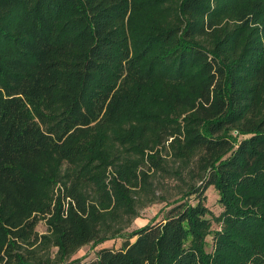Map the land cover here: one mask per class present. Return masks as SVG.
<instances>
[{
  "label": "trees",
  "instance_id": "trees-1",
  "mask_svg": "<svg viewBox=\"0 0 264 264\" xmlns=\"http://www.w3.org/2000/svg\"><path fill=\"white\" fill-rule=\"evenodd\" d=\"M0 264H264V0H0Z\"/></svg>",
  "mask_w": 264,
  "mask_h": 264
},
{
  "label": "rangeland",
  "instance_id": "rangeland-1",
  "mask_svg": "<svg viewBox=\"0 0 264 264\" xmlns=\"http://www.w3.org/2000/svg\"><path fill=\"white\" fill-rule=\"evenodd\" d=\"M178 182L174 177H165L159 175L155 178V188L157 196H161L160 198L165 197V200H156L151 203H147L139 210V216L133 221L131 226L128 228V231L140 227L147 222H155L159 221L164 217L165 212L171 207L170 204L174 202L180 196L178 190ZM205 204L211 210V212L216 215L219 213L220 206L217 203V192L215 189L210 186L205 191ZM146 200V199H145ZM190 203H194L195 200L193 197L189 198ZM212 228H218V225L214 222ZM36 230L39 233H43L46 230V225L43 221H40L36 226ZM122 238H112L103 241L99 244L89 243L82 246L71 258H81L82 261H89L95 259L97 251L101 248H111V249H119L121 247ZM205 249L207 251L211 250V236L206 238Z\"/></svg>",
  "mask_w": 264,
  "mask_h": 264
}]
</instances>
